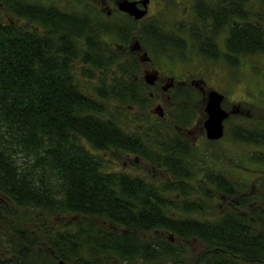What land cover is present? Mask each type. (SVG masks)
Listing matches in <instances>:
<instances>
[{"label": "trees", "instance_id": "16d2710c", "mask_svg": "<svg viewBox=\"0 0 264 264\" xmlns=\"http://www.w3.org/2000/svg\"><path fill=\"white\" fill-rule=\"evenodd\" d=\"M7 2L10 10L25 21L0 24V189L14 195L19 206L16 210L32 213L27 216L31 226L48 225L43 224V212H61L64 222L68 215H75L79 228H91L79 231L78 244L74 231H63V250L71 262L77 249L81 260L85 259L90 254L86 246L93 243L96 254L114 252L142 264H168L171 259L175 264L174 258L181 255L178 249L154 232L163 228L187 237L196 236L210 247L193 261L182 259L180 264H239L234 255L253 264H264V219H258L257 230L248 234L240 229L243 225L233 222L230 214L208 223L171 213L173 209L203 210L207 204L202 195L214 194L204 180L220 188V179L214 172L199 178V169L189 170L204 161L206 152L197 153L189 148L188 152L178 151L164 135L171 129L162 121L145 120L147 124L140 128L142 135L123 127L112 112L117 105H110V101L116 98L122 103L136 102V86H124L127 81L123 83L114 72L93 73L88 65L79 72L73 70L72 60L79 58L95 68H107L118 61L115 56L94 55L101 52L102 46L84 31L85 15L38 0ZM248 2L254 4L253 17L264 18L258 10L264 8V0H242V15L250 17L251 12L244 8ZM27 22L32 25L27 26ZM253 27L248 32L243 28L240 40L255 42L258 52L264 51V26ZM229 28L227 45L233 50L235 28ZM82 38L86 51L79 42ZM178 45L184 47L185 41ZM197 45L199 52L205 53L202 43ZM128 66L126 62L119 63L120 68ZM180 104L178 109L184 112V98ZM246 124L247 129L241 127V138L258 146L264 144L263 125L258 122L252 135L248 119ZM93 149L111 151L117 157L125 150L134 151L152 164L165 165L172 179L166 178L165 185L159 187L144 176L108 169L109 162ZM251 156L261 160L264 152L261 149ZM189 177L196 184L189 185ZM167 190L192 197L173 200ZM69 221L75 226L72 218ZM104 225L113 229L99 230Z\"/></svg>", "mask_w": 264, "mask_h": 264}, {"label": "flooded vegetation", "instance_id": "af4514ba", "mask_svg": "<svg viewBox=\"0 0 264 264\" xmlns=\"http://www.w3.org/2000/svg\"><path fill=\"white\" fill-rule=\"evenodd\" d=\"M7 1L0 0V24L8 22L23 24L25 19L15 15L8 7ZM38 1L73 10L76 15L84 14L87 20L84 31L91 34L95 42L100 41L102 46L101 52L94 55L103 58L115 56L114 58L118 59L117 63H112L107 68L102 66L95 68L90 62L86 63L80 58L72 60L75 72H79L84 65H88L93 73L114 72L120 76L123 83L127 81L124 86H136L139 90L136 93L138 100L135 98L136 102L127 104L129 113L135 114L142 106L150 105V117H146L145 120L162 121L164 125H168L171 130L165 132V135L170 138L172 145L178 151L185 149L188 152V148L192 151L198 148L199 151L205 152L206 150H203L205 146L203 149L198 147L199 139L203 140L208 150H211V145L218 146V162H214L210 158V152L207 151L205 162L196 166L195 169H199L196 173L199 178H202V175L208 177L209 172H214L220 179L221 187L215 188L205 179L204 185L209 191L214 192L212 196L205 195L207 206L203 210L195 211L194 215L191 213L193 211L178 209L170 210L171 213L175 217H196L208 223L219 221V217L230 214L235 224L243 225L240 228L242 231L248 234L254 233L258 228V219H264V168L260 170L262 174L258 175L251 164H264V159H254L251 154L261 149L264 152V144L258 146L254 141L243 140L240 130L242 126L247 129V119L250 121L252 135L255 134L258 122L264 127V81L253 90L255 95L253 99L246 98L250 95L247 87L243 90L244 93L239 95L232 94L229 88L235 80L241 79L238 71L241 65L246 63L242 61L243 58L256 54L264 55V51L258 52L255 42L250 43L247 40L242 43L240 40L243 28L248 32L254 29L253 26H264V18L252 15L253 2L245 4L246 11L251 13L250 17H244L242 0H134L137 7L145 9L142 16L136 17L133 13L121 8L120 3L123 0ZM258 10L264 13L263 6ZM229 24L234 25L236 34V46L233 50L227 45ZM31 25L32 23L27 22V26ZM261 30L264 38V30ZM180 41H185L184 47L178 45ZM79 42L86 51L84 38ZM197 42L202 43L201 47L205 53L199 52ZM186 44L189 50L193 49L195 53L189 56L202 58L204 67L195 66L188 70L183 68L182 72L177 73L173 72L169 66H162L165 59L172 61L176 57L180 58L185 52ZM94 55L90 54V56ZM231 59L233 61H229ZM120 62H126L129 66L120 68ZM211 62L214 65L221 64L224 70V65H234L232 67L236 71L234 78L230 74L214 71V68L208 64ZM251 65L249 61V66ZM258 69H262V66H258ZM119 86L123 84L119 82ZM221 86L227 87L223 89L225 91L220 89ZM210 89H216L222 93L221 106L227 112L222 119L223 131L218 138L208 137L204 126V120L207 117L205 103ZM183 98L186 106L184 112H180L178 108ZM195 107L198 108L196 112ZM144 123L145 121L131 123L134 129L132 132L142 135L143 131L140 128ZM191 152H189L190 157ZM123 155L125 157L121 159L123 168L121 170L124 172L145 177L147 171H151L152 180L158 183L166 178L172 179L171 172L165 165L152 164L130 150H125L121 157ZM131 158L136 164L141 165L142 173L137 174L128 170L134 166L129 163ZM189 181L192 182V178ZM172 191L174 195L169 197L175 200L174 197L179 194V191L167 190L166 192ZM215 202H218L220 206L217 212L209 210ZM16 207L19 206L16 205L14 195L0 189V264H142L135 258L130 259L114 252L96 254L93 243H88L86 246L90 254H87L85 259L81 260L77 249V254L71 262L69 254L63 250V231H74L75 244H78L79 231L92 229L79 228L75 215H68L64 222L61 212L50 215L47 212L41 213L45 217L43 224L48 225L42 228L40 224L41 226L38 225L35 228L31 226V221L28 219L32 213L27 210H16ZM70 218L74 220L75 226L70 223ZM100 222L105 224L103 220ZM103 229L113 228L104 225L99 230ZM154 232L169 239L178 249L181 255L174 258L175 264L181 263L182 253L186 252L189 242L194 241L198 245H204L203 250L210 248L206 241L196 236L187 237L170 230L167 232L163 228H156ZM140 233L145 234L142 230ZM92 234L90 237H93ZM37 257L41 260L40 262ZM234 258L242 264L239 257L234 255ZM172 262L170 260L171 264Z\"/></svg>", "mask_w": 264, "mask_h": 264}, {"label": "rangeland", "instance_id": "374dc122", "mask_svg": "<svg viewBox=\"0 0 264 264\" xmlns=\"http://www.w3.org/2000/svg\"><path fill=\"white\" fill-rule=\"evenodd\" d=\"M186 45H187V47L185 49V52H183V55L181 57L178 56L180 58L176 57V59L172 60V61L167 60V59H165V60L163 59L164 62L162 60V62H163L162 66H166V67L169 66L173 72H177V73L182 72L183 68H186V70H188L189 68H192L195 66L196 67H199V66L204 67L205 66L203 64L204 60L202 58H199V57H195V56L192 57L193 55H195L194 50L192 49L190 51L188 44H186ZM189 55H192V56H189ZM242 61H244L246 63L242 64L241 69L238 71V73L240 72V74H241V79L235 80V83H233V85L229 86V88H230L232 94L239 95V94H243L244 93L243 90L247 87L250 90L249 91L250 95L246 96V98L247 99H253V98H255L253 90H255L257 85H259L260 83H262L264 81V55L256 54V55H253L252 57L247 56V57L243 58ZM249 61L252 64L251 66H249ZM208 64H209V66H211V68H214V71H218L220 74H223V73H225L227 75L230 74L231 77H233L234 74L236 73L234 68H232L234 65H230V66L224 65V68H225V70H224L223 68H221V67H223L221 64L214 65L212 62L208 63ZM217 66H220V67H217ZM256 66H257V69H256ZM258 66H262V69H258ZM214 75L217 76V74H214ZM81 80H83V79L81 78ZM226 88H227L226 86L220 87V89H222V90L226 89ZM223 91H225V90H223ZM242 102H244V101H242ZM127 104L128 103H122V102L118 101L116 98L111 99V101H110V105H117V108H113L112 112L115 113V116L119 118L120 123H122L123 127L126 130H134V129H132L131 123L144 122L146 117H150V115H149L150 114V108H149L150 105L142 106V108L138 109L139 111H136L134 114L132 112L129 113V108H127ZM197 110H198V108L195 107V112ZM117 113H118V116H117ZM149 121L150 122H156L155 120H149ZM145 124H147L146 121H145L144 125ZM135 126H137V124H135ZM160 126L163 129L167 128L164 125H160ZM197 143H198V147H200L202 149H203V146H205V148L203 150H206L205 151L206 154L208 153L207 151H209L210 152V158H212L214 160V162H218L219 152H218V146L216 144L211 145V150H208V149H206L207 146L203 144L204 143L203 140L199 139L197 141ZM195 151L197 153L201 152L198 150V148L195 149ZM93 152H96V153L99 152V153L103 154V156L107 160L106 163L109 162V164L106 165L108 169H111V170L119 169L120 170L122 168L121 159H124L125 155H123V157H117L111 151L105 153V152L98 151L97 149H93ZM203 159L205 160V155L203 156ZM191 160H192V158H190V156H189L190 164H191ZM204 162L205 161H202L200 163V165H202ZM129 163L134 164L133 167L128 168V170L130 172L137 173V174L142 173L141 165L136 164L132 158L129 160ZM190 164H189V166H190ZM251 165L254 166V168H255L254 170H256V171H254L255 173L258 172V175L262 174V171H260V170L262 168H264V164L252 163ZM190 169H195V168L189 167V170ZM145 177H147L148 180H152V177H153L152 172L147 171V174L145 175ZM191 178H192V182L189 181V185L196 184V182L194 181V178L189 177V179H191ZM154 183H156L159 187H163L165 185V181H163L161 183L154 181ZM173 193H174V191H172L170 193L167 192L168 196H170V197H173V195H174ZM191 197H192V195H190V196H189V194L184 195L181 192L179 195L175 196L174 198L177 199L178 201H182L183 199H190ZM202 197H203V199H205L204 195H202ZM219 208H220V206L218 205V202H215V204L209 210L217 212ZM20 210H22V209H20ZM191 213H193V215H194L195 211H193ZM200 217H203V216H200ZM203 248H205L204 245H198V244L194 243V241L189 242V246L188 245L186 246V252L182 253V258L185 260H188V261H193L194 258L199 257V255L208 251L207 249L203 250ZM237 257H238V255H237ZM239 258H240L239 260L242 264H245V263L250 264V262H251V261L246 260L245 258H242V257H239ZM170 260L171 259L168 260L169 263H170ZM197 264H200V262Z\"/></svg>", "mask_w": 264, "mask_h": 264}, {"label": "water", "instance_id": "95a60500", "mask_svg": "<svg viewBox=\"0 0 264 264\" xmlns=\"http://www.w3.org/2000/svg\"><path fill=\"white\" fill-rule=\"evenodd\" d=\"M120 6L136 17H140L145 13V9L137 7L134 0H123ZM221 99L222 93L218 90L210 89L208 91V98L205 103L207 117L204 120V126L207 136L210 138H218L223 131L222 119L227 115V112L221 106Z\"/></svg>", "mask_w": 264, "mask_h": 264}]
</instances>
